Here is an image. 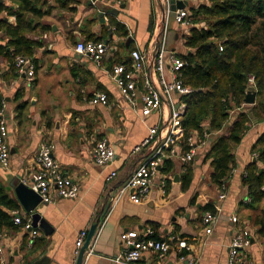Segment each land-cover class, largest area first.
<instances>
[{"label":"crops","instance_id":"crops-1","mask_svg":"<svg viewBox=\"0 0 264 264\" xmlns=\"http://www.w3.org/2000/svg\"><path fill=\"white\" fill-rule=\"evenodd\" d=\"M42 2L49 14L39 23L49 26L50 30L26 34L40 44L29 57L35 65L31 82L16 72L12 51L6 48L7 36L0 29V88L10 152L8 168L0 167V185L17 205L16 210L0 207L9 218V221L0 219L5 261L21 264L25 254L31 253L37 258L47 256L49 264H73L79 232L85 230L88 234L92 222L102 212L83 264H113L114 258L125 251L122 235L137 231L142 236L149 228L154 231L153 238L175 237L185 240L187 248L172 245L162 259L147 252L138 264H223L228 258L230 241L238 230L250 232V245L241 251L243 263L264 264V198L252 202L243 184L247 167L256 162L252 147L264 133V120L249 124L241 142L233 147L235 167L225 182L223 200L218 199L220 188L210 182L209 163L202 161L208 138L207 145L192 162L183 164L178 156L164 160L170 161L172 170L165 173L163 161L148 194L138 203L130 201L126 192L113 207L111 198L117 196L119 188L150 155L154 145L141 147L139 151L134 148L147 136L149 127L161 123L159 113L148 116L142 123L140 110L145 92L143 82L150 77L155 79L150 69L158 50L154 35L158 23L163 22L165 6L162 0L99 1L97 4L119 11L117 17L106 16L102 24L95 17L97 11L89 0H40V4ZM201 2L190 0L188 9ZM122 4L125 8L119 9ZM0 7V20L14 25L15 18L4 9H15L14 3L2 0ZM111 18L126 28V37H119L113 25L110 26ZM173 25L185 30L186 35L181 38L178 33L174 36V41L180 39L183 44L190 28H180L174 22ZM94 39L103 41L108 48L100 66L75 52L78 42ZM3 48L6 49L3 51ZM135 50L146 62L139 72L135 105L131 108L112 80L111 71L119 65L128 68L130 54ZM176 52L173 49L170 53L183 55ZM165 73L170 79L168 61ZM98 93L107 95V106L90 103ZM174 97L178 100V96ZM98 141H105L113 149V158L102 167L93 159ZM42 142L53 144V158L63 174L79 186V195L76 199L54 196L50 204L39 205L34 212L40 213L50 231L45 233L37 224L31 229L36 233L31 241V231L13 223L11 212L17 211L24 222L30 220L32 224L31 213H27L16 198L13 184L19 179L30 187L35 171L34 157ZM188 167L192 180L183 188L182 175ZM257 168L264 169V165L257 163ZM112 172L116 173L115 177L106 181ZM210 206L217 210L216 220L211 233L206 234L202 218ZM231 216L237 217V223L230 222Z\"/></svg>","mask_w":264,"mask_h":264},{"label":"trees","instance_id":"trees-1","mask_svg":"<svg viewBox=\"0 0 264 264\" xmlns=\"http://www.w3.org/2000/svg\"><path fill=\"white\" fill-rule=\"evenodd\" d=\"M10 1L16 8L4 9L15 18V24L0 20V29L7 36L6 48L11 49L15 62L19 55L32 57L39 47V42L27 38L26 34L50 30L49 26L39 23L49 12L43 9L40 0ZM189 13L194 25H203L190 28L183 43L186 53L179 56L184 62L180 78L183 85L191 89V93L180 97L186 107L181 124L182 148L183 151L188 149L186 139L190 132L208 135L209 144L202 161L208 162L212 169L211 184L220 188L235 167L233 147L241 142L249 124L264 120V0H202L198 6L190 8ZM109 24L119 37L128 35L126 28L112 18ZM152 26L153 19L149 31ZM250 76L254 78L257 99L252 106H247L243 99ZM252 152L256 154V162L247 167L243 184L252 202H258L264 198L261 190L264 169L257 168V163L264 165V133L257 138ZM164 162V171L169 173L172 164ZM191 180L188 167L182 175L183 188L188 187ZM1 206L10 210L17 208L0 185ZM206 210L215 212L213 206ZM0 219L9 221L1 210Z\"/></svg>","mask_w":264,"mask_h":264},{"label":"built area","instance_id":"built-area-1","mask_svg":"<svg viewBox=\"0 0 264 264\" xmlns=\"http://www.w3.org/2000/svg\"><path fill=\"white\" fill-rule=\"evenodd\" d=\"M99 1L105 2L112 0H89L92 5H95ZM170 1L187 3V7L170 12ZM189 2L190 0H162L163 6H165L163 10V22L158 23L159 28L156 29V34L154 35L158 43V50L150 65L152 75L155 79L150 77L143 82L145 92L142 96V107L140 110V120L142 123L145 121V118L155 113L161 115V123L159 126L149 127L147 136L139 146L134 148L135 151H139L141 147L154 145V150L150 155L134 170L126 184L119 188L117 196L111 198V205L113 207L126 192H128L129 200L133 203H138L141 197H145L158 173V168L164 160L172 156H178L183 164L190 163L199 151L207 145V134L199 136L196 131H192L186 139L188 149L183 151V131L181 124L186 107L184 103L180 102V97L191 93V89L184 86L180 78V71L184 66L183 60L173 53H166L164 49L169 13H174V23L180 28L199 27L203 25H194L191 22L188 9ZM107 50L108 48L103 41L78 42L75 47L76 53L88 57L97 66L101 65ZM219 50L222 51L221 46H219ZM130 55L131 62L129 67L125 68L123 65L115 66L111 71V78L123 98L133 108L135 105V91L139 72L143 68L146 59L136 50L132 51ZM167 61L169 62L171 70L170 79L166 77L165 73ZM14 66L16 72L25 75L28 82L33 80L35 65L31 58L22 55L16 56ZM248 86H254V78L252 76L248 78ZM175 95L178 96V100L175 99ZM90 103L92 105L107 106L108 97L105 93H98L91 98ZM7 135L5 104L0 88V167L4 169L8 168L10 162V152L6 141ZM53 150L54 146L51 143L42 142L39 144L34 157L35 171L31 176L30 188L46 204L53 202L54 196L61 199H76L79 195V186L63 174L60 165L53 158ZM112 158L113 149L105 141L95 143L93 159L97 166H105ZM115 175V172L110 173L106 177V181H110ZM261 190L264 191V184ZM224 198L225 183L220 186L218 196L220 200ZM214 210L217 211L215 207ZM11 214L15 225L22 226L24 229L31 231L30 220L24 222L17 211H12ZM215 220V212L208 211L204 214L202 223L205 226L206 234L211 233V226ZM230 222L233 224L237 223V217L231 216ZM153 233L154 231L150 228L142 236L137 231L125 232L121 237L125 251L122 255L114 258L113 264H138L142 255L147 252L155 253L162 259L171 250L172 245H175L178 249L187 248L185 240H178L175 237H171L169 240L155 239L152 237ZM35 235L36 233L31 231V241ZM86 236L87 232L85 230L79 232L75 242V256L81 246H83ZM249 245L250 232L247 230H238L230 241L228 258L223 264H244L241 259V251ZM3 255L4 247L0 232V264H8L3 258Z\"/></svg>","mask_w":264,"mask_h":264},{"label":"water","instance_id":"water-1","mask_svg":"<svg viewBox=\"0 0 264 264\" xmlns=\"http://www.w3.org/2000/svg\"><path fill=\"white\" fill-rule=\"evenodd\" d=\"M1 2L2 0H0V3ZM93 6H95V10L97 11L95 17L98 19L99 23L102 24L105 23L106 16L117 17L119 14L118 10L114 8H110L108 5L96 3ZM185 7H187V3L174 2V1H170L169 3L170 12H174L176 9H182ZM124 8H125V4H122L119 7V9H124ZM55 29L56 28H53V30ZM255 97H256L255 87L248 86L245 97L243 99V103L245 105H253L255 103ZM86 125H87L86 127H88V124ZM253 161H255V159ZM177 177L178 175H175L174 179H177ZM13 186H14V193L16 198L21 203L25 211L27 213H31V218H32L31 227H35L37 224H39V227H41L45 233H49L50 231L49 227L46 224V222L41 218L40 213L34 212L39 205H45V203L41 201V198L30 187H27L23 182H21V180L18 179V181L15 184H13ZM101 219H102V212H100L96 217V219L92 222L88 230V234L86 236L85 242L83 246L79 249L73 264H83L84 254L88 249L90 240L92 239ZM21 264H49V258L47 256L37 258L36 255L27 253L23 257Z\"/></svg>","mask_w":264,"mask_h":264},{"label":"rangeland","instance_id":"rangeland-1","mask_svg":"<svg viewBox=\"0 0 264 264\" xmlns=\"http://www.w3.org/2000/svg\"><path fill=\"white\" fill-rule=\"evenodd\" d=\"M173 22L174 13H169L167 20V33L165 35V52L170 53L173 49H175L177 51L176 53L184 54L186 52V48L181 42H179L180 39L179 41H174V36L176 33H178L181 38L182 36L186 35V32L185 30L174 27Z\"/></svg>","mask_w":264,"mask_h":264}]
</instances>
